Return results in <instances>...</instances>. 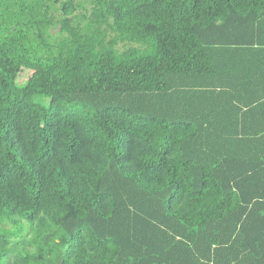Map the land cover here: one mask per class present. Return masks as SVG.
I'll list each match as a JSON object with an SVG mask.
<instances>
[{
  "label": "trees",
  "instance_id": "trees-1",
  "mask_svg": "<svg viewBox=\"0 0 264 264\" xmlns=\"http://www.w3.org/2000/svg\"><path fill=\"white\" fill-rule=\"evenodd\" d=\"M60 228L63 264H264V0H0V264Z\"/></svg>",
  "mask_w": 264,
  "mask_h": 264
},
{
  "label": "rangeland",
  "instance_id": "rangeland-1",
  "mask_svg": "<svg viewBox=\"0 0 264 264\" xmlns=\"http://www.w3.org/2000/svg\"><path fill=\"white\" fill-rule=\"evenodd\" d=\"M29 76H30V72L25 70L24 72L21 73L19 82L24 83ZM40 101L45 104L49 102V100H45V99H41ZM68 241H69V236L61 228L55 230L54 232L44 237L42 239V244L46 250V259L44 263L63 264L62 257Z\"/></svg>",
  "mask_w": 264,
  "mask_h": 264
}]
</instances>
